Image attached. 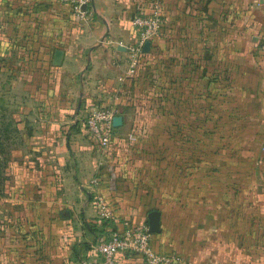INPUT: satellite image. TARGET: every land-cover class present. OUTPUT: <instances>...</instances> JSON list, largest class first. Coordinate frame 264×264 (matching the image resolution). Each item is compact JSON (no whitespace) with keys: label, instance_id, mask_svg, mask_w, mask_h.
Listing matches in <instances>:
<instances>
[{"label":"rangeland","instance_id":"obj_1","mask_svg":"<svg viewBox=\"0 0 264 264\" xmlns=\"http://www.w3.org/2000/svg\"><path fill=\"white\" fill-rule=\"evenodd\" d=\"M157 2L163 29L122 89L117 105L123 109L117 115L123 120L114 128L110 150L101 158L91 146L88 160L68 157L66 167L71 162L90 173L108 170L118 183V214L128 212L137 223L148 227V212L160 211V232L152 235L180 257L178 264H264V98L261 104L241 102L239 113L227 108L219 90L237 86L238 79L230 80L226 63L219 69L193 57L188 64L183 0L172 2L174 15L169 0ZM223 5L224 18L232 13L240 26L262 19L264 0H223ZM61 6L56 0H0V201L7 198L8 183L37 186L39 150L50 153L64 143L70 155L76 150L72 137H85L82 88L63 79L53 89V68L37 63L44 44L48 50L59 36L50 26L45 30L43 15L56 8L69 11ZM246 11L251 18H243ZM186 85L189 120L182 109ZM228 96L238 102V92ZM253 108L255 118L242 115ZM50 162L48 154L47 178L54 177ZM70 176L63 175L62 212L72 231L86 239L112 226L86 215V201L96 194L80 190L84 176Z\"/></svg>","mask_w":264,"mask_h":264},{"label":"crops","instance_id":"obj_2","mask_svg":"<svg viewBox=\"0 0 264 264\" xmlns=\"http://www.w3.org/2000/svg\"><path fill=\"white\" fill-rule=\"evenodd\" d=\"M142 1L91 0L92 15L83 22H79L71 12H64L62 8L47 12L51 15V21L47 20V14H42L45 30L50 26L59 36L48 50V44H44L46 51L38 53V67L49 63L53 68L52 88L55 90L63 79H73L74 86L82 88L81 111L87 113L89 106L95 103L115 108L117 112L122 111L123 108L117 102L127 82V79L120 80L127 68V59L124 49L118 43H127L131 39V20ZM169 1L174 15L176 7L172 2L176 0ZM249 1L251 0H247V3ZM182 6L183 53L188 64L193 57H198L200 65L214 63V67L219 69L223 63L227 64L230 80L238 79L239 84L220 89L219 93L222 94V102L229 104L227 108H231L233 112L239 113L238 105L241 102L261 104L264 98V55L258 52L256 43L257 36L264 33V8L261 11V21L251 19L253 24L240 26L238 16L231 13L228 20L224 18L223 0H183ZM40 7L42 8L38 9L45 11L43 5ZM63 8L68 9L65 6ZM242 16L251 18L249 11ZM154 44L150 43V50ZM40 46L39 44L38 47ZM189 80L187 78L186 82ZM186 89V96L185 88L183 89L182 109L183 112L187 111L189 120L190 87L186 85ZM237 92L238 102L233 103V98L228 95H236ZM245 110L246 113H242L245 117H256V108ZM83 133V139L79 135L72 137L71 142L75 144L76 150L70 155L67 144L65 146L64 143H58L50 153L46 149L39 150L35 158L42 168L38 173L37 186L24 181L6 185L7 198L0 201V264H102V257L93 248L99 232L95 236L90 234L86 239L80 238L79 232L72 231V224L68 225L70 222L66 216L64 218L62 189L63 180L66 177L69 179L68 175L72 176L70 179L77 174L84 176L86 183L79 187L80 190L102 195L111 203L118 227H121L123 219L133 220L128 212L118 214L120 211L116 207L121 206L117 194L118 183L108 170L94 171L97 183L93 182L94 178L90 179L93 173H90V168L80 170L75 163L71 166L70 162V172L67 171L68 157L78 160L80 156L88 160L91 145L89 146L84 129ZM48 154L52 159L50 169H53L54 177L47 178ZM74 187L78 188L77 185ZM72 188H69L70 191ZM34 192L38 193L37 197H34ZM71 205L77 206L76 199L71 200ZM92 205L93 201L88 197L86 215L99 218ZM92 221L96 227H100L97 225L99 220ZM155 240L156 237L152 235L151 243L155 250L171 253L172 250ZM118 264L145 263L137 254L124 253L118 257Z\"/></svg>","mask_w":264,"mask_h":264},{"label":"built area","instance_id":"obj_3","mask_svg":"<svg viewBox=\"0 0 264 264\" xmlns=\"http://www.w3.org/2000/svg\"><path fill=\"white\" fill-rule=\"evenodd\" d=\"M65 5L79 21L88 20L92 11L91 0H56ZM131 39L118 43L126 53L127 68L120 80L136 75L148 53L144 52L145 42L155 43L163 29V15L157 0H143L137 7V13L131 20ZM257 50L264 55V33L257 36ZM117 115L115 108L102 104H91L87 112L84 130L93 149L107 155L114 139L113 117ZM94 183L97 180L94 179ZM93 205L100 219L114 222L100 232L94 242V250L102 257V264H118V257L124 253L139 255L145 264H178L180 257L173 253H162L153 248L148 227L143 223L123 219L117 226V217L111 203L102 195L97 194Z\"/></svg>","mask_w":264,"mask_h":264},{"label":"water","instance_id":"obj_4","mask_svg":"<svg viewBox=\"0 0 264 264\" xmlns=\"http://www.w3.org/2000/svg\"><path fill=\"white\" fill-rule=\"evenodd\" d=\"M150 47V41L145 42L143 50L148 53ZM112 124L114 127H118L122 124V116L116 115L113 117ZM148 232L150 234L159 233L160 232V218L161 213L158 210H152L148 212Z\"/></svg>","mask_w":264,"mask_h":264},{"label":"trees","instance_id":"obj_5","mask_svg":"<svg viewBox=\"0 0 264 264\" xmlns=\"http://www.w3.org/2000/svg\"><path fill=\"white\" fill-rule=\"evenodd\" d=\"M119 114V113H118ZM121 114V113H120ZM102 232V231H101Z\"/></svg>","mask_w":264,"mask_h":264}]
</instances>
